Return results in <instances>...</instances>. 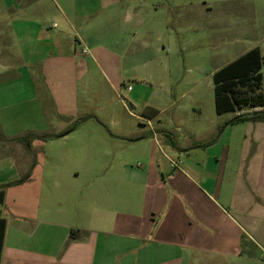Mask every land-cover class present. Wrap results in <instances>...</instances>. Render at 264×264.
I'll use <instances>...</instances> for the list:
<instances>
[{
  "label": "crops",
  "instance_id": "1",
  "mask_svg": "<svg viewBox=\"0 0 264 264\" xmlns=\"http://www.w3.org/2000/svg\"><path fill=\"white\" fill-rule=\"evenodd\" d=\"M120 2L0 0V138L7 145L0 147V264L257 261L264 248V121L186 130L193 143L184 145L176 136L183 129L178 102L172 129L163 124L166 99L141 103L129 88L148 130L113 134L111 150L96 127L76 141L70 136L78 127L47 143L16 141L27 133L47 134L56 117L74 116L71 110L56 115L49 107H57L56 99L45 89L46 110L40 83L74 84L75 94L86 64L110 81L117 66L152 62L145 33L140 47L119 43L122 51L96 40L111 20H121L126 30L135 25L134 7ZM164 133L173 136L166 144L175 159L159 147ZM8 142L19 147L17 153L26 149L17 157ZM49 143L68 148L51 156L45 193L38 183L44 181V161H36L35 152ZM247 242L256 250L253 257L244 253Z\"/></svg>",
  "mask_w": 264,
  "mask_h": 264
},
{
  "label": "rangeland",
  "instance_id": "2",
  "mask_svg": "<svg viewBox=\"0 0 264 264\" xmlns=\"http://www.w3.org/2000/svg\"><path fill=\"white\" fill-rule=\"evenodd\" d=\"M127 1L134 7L135 25L126 30L122 28L121 20H111L103 30L104 34L96 40L102 43L101 47L122 51L124 43L126 47H140L139 35L145 33L149 36L152 62L117 66L113 69L114 79L110 81L105 72L92 70L90 63L86 64L87 68L82 69L81 79L75 86V94L71 90L74 84L68 87L40 83L37 87L46 110L49 111L45 89L51 90L56 99L57 107L49 105L56 115L70 110L74 113V116L68 114V119L56 117L54 127L46 135H62L78 127L70 136L76 141L84 131L89 135L90 128L96 127L103 136V143L110 144L114 141H108V138L113 134L131 135L135 130V133H142V127L148 130L149 123L143 109H135L132 105L129 88L134 90L133 94L141 103L145 99L154 103L166 99L162 105L168 112L163 116V124L172 129H175V124L170 117L178 109V102L179 115H183L179 118L183 129L176 136L184 145L193 143V140H188L186 130L199 129L204 125L212 127L215 122L222 123L224 127L228 119H234L233 113L221 116L216 112L213 74L259 47L263 55L261 72L264 75V0H121L120 3ZM140 23H144L142 27H139ZM119 43L124 44L123 48ZM241 89L239 91L243 96L264 94V85L261 89L254 86ZM182 95H185L184 100H181ZM199 108L203 109V117L198 116ZM249 110H252L251 107L241 112ZM213 132L211 130V139L215 136ZM169 134H161L157 140L164 154L168 155L166 157L175 159L173 149L168 150L169 145L166 144L173 141V136ZM9 144L8 151L17 154V157L26 149L22 146L17 153L19 147ZM1 146L7 145L0 138ZM67 148L62 143H49L35 152V159H40V163L44 161V181L42 177L38 179L40 185L43 182V192L50 190L48 171L51 156ZM259 252L260 259H247L244 264H264V248ZM244 253L253 257L256 250L247 242Z\"/></svg>",
  "mask_w": 264,
  "mask_h": 264
},
{
  "label": "trees",
  "instance_id": "3",
  "mask_svg": "<svg viewBox=\"0 0 264 264\" xmlns=\"http://www.w3.org/2000/svg\"><path fill=\"white\" fill-rule=\"evenodd\" d=\"M262 65L263 57L261 51L259 48H255L230 63L228 66L218 70L213 75L217 114L223 115L226 113L240 112L234 117L231 123L232 125L242 122L264 121V94L243 96L239 91L241 88H248L251 86L261 89L264 85V75L261 72ZM247 107H251L252 110L241 112L242 109ZM56 137L57 136L46 134L37 135L34 133H27L16 138V141L30 144L32 140L46 142ZM34 165L35 163H33V166ZM29 176L30 174L27 177ZM25 179L7 186L18 185L24 182ZM73 233L74 231L72 234Z\"/></svg>",
  "mask_w": 264,
  "mask_h": 264
},
{
  "label": "water",
  "instance_id": "4",
  "mask_svg": "<svg viewBox=\"0 0 264 264\" xmlns=\"http://www.w3.org/2000/svg\"><path fill=\"white\" fill-rule=\"evenodd\" d=\"M232 122H233V120H232L231 122L227 123V124L223 127V129L226 128L227 126H229Z\"/></svg>",
  "mask_w": 264,
  "mask_h": 264
},
{
  "label": "built area",
  "instance_id": "5",
  "mask_svg": "<svg viewBox=\"0 0 264 264\" xmlns=\"http://www.w3.org/2000/svg\"><path fill=\"white\" fill-rule=\"evenodd\" d=\"M82 52H83V54H87V49L84 48Z\"/></svg>",
  "mask_w": 264,
  "mask_h": 264
}]
</instances>
